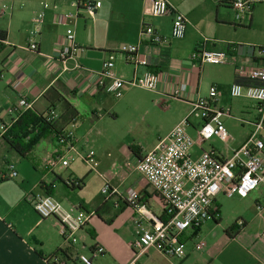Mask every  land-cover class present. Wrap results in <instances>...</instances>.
I'll list each match as a JSON object with an SVG mask.
<instances>
[{
    "label": "crops",
    "instance_id": "1",
    "mask_svg": "<svg viewBox=\"0 0 264 264\" xmlns=\"http://www.w3.org/2000/svg\"><path fill=\"white\" fill-rule=\"evenodd\" d=\"M96 1H99L101 6L94 14L84 10L78 11L74 0H17L18 7L24 5V9L15 12L13 11L15 0H12L10 8L2 6L0 17L7 16V18L4 26H0V30H5L7 34L0 47V124L10 123L9 110L15 105L18 96L23 95L32 101V108L37 113L43 114L50 109L55 110L58 118L54 124L59 131L73 125L76 149L87 153L85 149L87 131L99 126L105 116L103 113L109 116L111 114L114 120L116 112H114L115 104H108L105 98L109 94L86 87V84L91 87L94 82L93 78L86 75V69L98 72L109 55L117 54L122 46L127 45L137 46L139 55L145 57L149 65L134 68L117 54L114 62L115 71L123 79H130L133 75L140 77L146 71L158 73L160 78L158 88L156 92H150L159 97V100L151 101L153 106L159 102L166 107L171 100H174L185 105V109L188 110L190 102L195 97H200V75L203 65L200 68L197 62H192L190 55L201 43L198 34L207 28L212 15L218 13L219 7L215 0H167L172 10L180 12L186 18V32L182 39H169L167 43L159 45L143 44L140 27L143 23L150 25L162 36L169 37L174 18L173 11L158 18L148 13L146 0ZM39 14L43 17L37 28V36L34 38L37 52H30L25 50L29 43V31L34 28L33 20ZM251 20L250 14L248 24ZM67 29L74 31L75 43L79 49L75 57L65 63L64 67L67 70L62 71L61 64L56 60V51L62 45ZM228 44L216 42L209 45L208 41L205 44L208 50L226 51L228 53L226 64L232 67L231 81L226 87L211 85L218 88L221 107L226 108L223 105L228 100L231 103L236 100L238 103L235 107V115H232L230 106L231 116L222 118H233L236 121L250 120L254 113L253 103L246 99L229 97L228 90L234 83L244 85L251 83L236 77L234 67L237 64L256 65L261 63L263 58L256 54L255 47L236 45L227 50ZM76 64L82 69H76ZM17 81L21 84L14 89L13 85ZM178 83L186 85L187 93L181 99H171L170 94ZM134 89L141 90L148 97L147 90L125 88L122 95L124 101L132 100L130 94ZM207 90L204 96L207 95ZM235 103L233 102V105ZM135 104L148 106V98L139 99ZM93 121L95 124H91ZM240 124L242 127H247V134L237 146L230 147L226 144L225 149H218L212 143L208 146H205V143L196 144L192 149L193 157L197 158L202 151L210 149H214L222 156H229L233 149L244 142L250 130L249 125ZM97 139L99 140L100 137ZM0 142H4L1 137ZM8 148L13 152L10 153L11 155L17 156V158L13 157L14 155L8 158L18 170L17 177L20 176L21 183L17 187L25 189L31 187L27 190L30 193L37 189V195L31 200L32 208L38 197L50 195L66 213L74 214L77 210H81L93 214L84 228L77 233L79 239L77 247H67L63 242L64 246L58 247L49 255L39 251L44 257L50 256L58 249L67 248L68 259L60 253L57 254L65 264H78L75 259L78 254L90 256L94 264H264V211L261 210L264 204V187L262 186L248 195L255 193L253 196L255 209L247 210L250 218L241 216L238 208L233 214L237 215V218L231 224L222 222L225 208L223 202L221 205L217 201L221 194L217 195L213 204L216 213L214 220L207 221L197 231L185 232L183 255L180 258H168L154 248H148L144 253L136 255L131 245L137 236V224L145 222L141 221L140 216L126 204V193H119L117 187L127 183L129 189L137 191L148 210L156 217L162 214L159 199L135 170V165L142 156L153 147L148 149L139 144H132L122 158L115 154L104 157L95 155L96 169L91 166L93 154L89 153L90 163L81 160L84 162V170L72 162L64 169L57 168L51 172L43 168L47 156L59 148L56 140L51 136L39 141L28 159L21 158L9 146ZM8 159L3 158L6 171L0 170V181L3 182L9 178L6 173ZM24 160H30V163ZM95 180L98 187L107 184L117 193H112L104 201L98 199L97 192L93 199L86 198L87 195L83 196L81 193L86 187H92ZM68 181H74L75 184L67 185ZM235 198L243 200L247 197L234 196L229 199ZM48 220L61 235V227L56 219L48 218ZM42 222L44 220L38 219L33 226L15 233L13 227H9L7 222L0 218V264H49L38 256L36 251L26 248L23 241L31 236L32 228L40 226ZM235 223L237 227L233 228V232L236 233L230 236L225 231ZM199 240L205 243L202 250L195 249V244ZM41 245L40 241V247ZM96 245L102 247L104 252L93 256L92 250Z\"/></svg>",
    "mask_w": 264,
    "mask_h": 264
},
{
    "label": "built area",
    "instance_id": "2",
    "mask_svg": "<svg viewBox=\"0 0 264 264\" xmlns=\"http://www.w3.org/2000/svg\"><path fill=\"white\" fill-rule=\"evenodd\" d=\"M148 13L153 17H164L173 11L169 37L162 36L147 24L140 27V38L143 44L159 45L167 43L169 39H182L186 32V18L178 11L171 9L167 0H146ZM234 15L236 25H243L249 20L254 0H227ZM79 10L94 14L101 6L96 0H74ZM47 7V5H45ZM4 8V6H3ZM77 15V12H76ZM43 15L39 14L33 20L34 28L29 31V43L25 50L37 52L34 38L38 33V25ZM206 40L199 43L190 55L192 62H197L201 68L204 64L224 65L227 63L228 53L224 50H208ZM79 49L75 43L74 31L67 29L62 45L57 48L56 60L67 70L65 63L75 57ZM117 54L134 68L147 67V59L139 55L137 46H122ZM116 53L109 55L96 72L86 69L87 76L94 79L89 89L103 91L115 99L123 95L125 88H140L149 92H156L160 78L155 71H146L140 77L133 75L130 79L119 77L115 71ZM263 61L256 65L237 64L234 67L236 77L250 81V84L234 83L230 85L228 94L233 99H246L253 103V117L250 120L238 119L240 123L250 126L244 142L233 149L229 156H222L214 149L202 151L194 158L193 147L202 145L213 138L223 142L229 138L228 131L222 122V117H230V108L220 105V93L217 86L210 85L207 95L195 97L190 102V110L185 119L171 129L167 135L160 138L151 151L145 153L135 165V170L153 190L159 199L162 211L172 215L168 220L161 221L150 210H147L141 198L134 189H128L125 195L126 204L131 207L145 223L137 224V236L132 243L136 255L144 253L148 248H154L168 258H180L183 255V236L186 231H197L207 221L214 220L216 213L213 208L215 198L219 194L227 198H246L258 187H264V50L258 49ZM76 69H82L78 64ZM90 83V82H89ZM17 81L13 88L20 86ZM187 87L178 83L170 94L171 99L185 97ZM32 101L19 95L15 105L9 110L11 121L0 124V133H4L20 113L32 109ZM48 122H55L58 114L50 109L43 113ZM191 118L201 121L195 129L196 137L192 138L184 128ZM55 140L59 148L47 156L43 168L51 172L57 168L64 169L75 159L90 163L91 154H81L75 146L76 137L74 126L59 131ZM7 177L15 179L17 173L13 165L7 164ZM75 184L68 181L67 185ZM101 193L106 197L117 193L108 186H104ZM34 211L41 220L54 218L61 227V237L67 247L76 242L75 235L81 231L92 217V213L77 210L74 214L66 213L50 195L38 197L33 204ZM264 211V204L261 208ZM147 223V224H146ZM204 241L195 244L196 250H202ZM104 249L95 246L92 255L102 254ZM78 264H94L91 257L78 254L75 256ZM49 263L65 264L58 255L53 256Z\"/></svg>",
    "mask_w": 264,
    "mask_h": 264
},
{
    "label": "rangeland",
    "instance_id": "3",
    "mask_svg": "<svg viewBox=\"0 0 264 264\" xmlns=\"http://www.w3.org/2000/svg\"><path fill=\"white\" fill-rule=\"evenodd\" d=\"M11 2L12 0H0V10L3 5L10 8ZM16 2L17 0H15L13 5L14 12L18 9H24V5L18 7ZM251 16L252 20L249 27L248 21L243 25H236L232 10L227 7H219L218 13L212 15L207 28L198 34V39L200 42L204 40L208 41L209 45L217 42L239 46H251L256 48V54H258L257 48L264 47V0H257L255 2ZM6 18L7 16L0 17V26H4ZM231 76L232 67L228 64H204L200 75V97L204 96L207 88L211 84H216L220 88L226 87L231 81ZM131 92L130 97H132V100L130 101H124L123 96L119 99H115L107 95L105 97L107 103L110 105L115 104L114 112L116 113L114 114L116 118L112 120L110 113V116L107 113H103L105 116L101 123H99V126L94 130L87 131V141L85 143L87 153H83L82 151H80V153L93 154L91 166H93L94 169L97 167L95 155H99L100 157L103 155L104 157L115 154L122 158L126 155V152L129 150L128 148H130L132 144H139L148 149L153 147L151 149L153 150L157 144L158 137H165L171 129L185 119V116L190 110V107L186 110L185 105L174 100H171L166 107L159 102L157 104L155 103L153 106L151 101L159 100L158 96L148 91L147 97L144 92L138 89L131 90ZM142 98L146 100L148 98V106H136L137 104H135V102ZM233 102H236L235 105H233ZM233 102L231 103L230 100H228L223 106L226 108L231 106L233 111L232 115H235V107H237L238 103L236 100H233ZM147 108L148 112H146ZM179 120L181 121L179 122ZM221 120L229 134L226 144L230 147L237 146L247 134V127H242L241 124L233 118H222ZM200 123V120L191 118L188 124H184L185 130L194 139L196 137L195 129L199 127ZM91 124H95V121ZM97 137H100V139L98 140ZM209 143H212L218 149H225V144L215 138L206 142L205 146H208ZM10 153L13 152L9 150L8 146L4 142H0V170L4 169L6 171L3 158L8 159L14 155ZM13 157L17 158L15 155ZM19 160L20 158H18V161ZM8 161L9 165H13L14 170L18 174L15 165L11 163L10 159H8ZM24 161L30 163V160ZM73 162L74 165L77 164L79 168L84 170V162L81 161V159L77 158ZM19 180L20 176L16 179L8 178L4 182L0 181V218L5 220L9 227H13L12 230L14 229L15 233L22 232L33 226L38 219L43 221L35 214L32 208L31 200H33V196L37 195V189L31 191V193L27 192L31 187H26V189L17 187V185L21 183ZM92 184V187H86L81 194L83 196L87 195L86 198L88 199H93L97 192L98 199L102 201L107 200V197L101 193V190L104 186L108 185H102L100 188L96 180ZM12 185L14 187H12ZM128 186L129 185L125 183L117 187L119 193H126L129 189ZM111 190L113 189L111 188ZM254 194L255 193L251 196H247V198L243 200H238L236 198L229 199L221 194V196L217 198V201L220 202L221 205L223 202V206L226 210H224L222 222H227L228 224L233 223V220L237 218V215L233 214L238 211V208L241 212V216L249 219L250 215L247 213V210L255 209L253 203ZM233 206H235V208H232ZM220 233L223 234V231L220 230ZM75 238L76 242L73 246L77 247L79 245L77 234ZM39 240L42 243V247H40ZM23 241L26 248H30L31 251H40L45 255H49L58 247L64 246L65 243L57 229L52 227L48 219H44V222H42L40 226L33 227L31 236L23 239Z\"/></svg>",
    "mask_w": 264,
    "mask_h": 264
},
{
    "label": "trees",
    "instance_id": "4",
    "mask_svg": "<svg viewBox=\"0 0 264 264\" xmlns=\"http://www.w3.org/2000/svg\"><path fill=\"white\" fill-rule=\"evenodd\" d=\"M215 1L217 7L229 8V1L227 0H215ZM249 26H250V21L248 27ZM6 34L7 33L5 30H0V47L6 39ZM235 46L236 45L234 44H228L227 50H230ZM259 50H264V48L259 47ZM58 132L59 129L56 128L53 122L46 121V119L43 117V114L35 112L32 108L31 110L24 111L19 115H17L16 119L9 126V128L4 133L2 134L0 133V137L10 147V149L13 150L15 153H17L21 158L28 159L31 157L30 155L31 151L39 143V141L45 139L48 136H51L53 139H55L56 138L55 136ZM132 151L135 152L133 149ZM171 216L172 215H168L166 211H162V214L158 216V219H160L161 221H166ZM234 227H237L236 223L232 225L230 228H228L225 232L230 236L235 234L236 232H233ZM59 253L68 259L69 252L67 248L58 249V251H56L55 253L51 254L48 257L42 256V254L39 251L36 252V254H38V256H40L41 258H44L47 261V263H49V260L53 256H56ZM49 264H53V263H49Z\"/></svg>",
    "mask_w": 264,
    "mask_h": 264
}]
</instances>
